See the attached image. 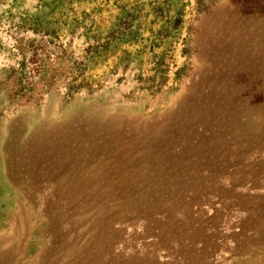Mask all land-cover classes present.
I'll use <instances>...</instances> for the list:
<instances>
[{
  "label": "rangeland",
  "instance_id": "obj_1",
  "mask_svg": "<svg viewBox=\"0 0 264 264\" xmlns=\"http://www.w3.org/2000/svg\"><path fill=\"white\" fill-rule=\"evenodd\" d=\"M0 264H264V0H0Z\"/></svg>",
  "mask_w": 264,
  "mask_h": 264
}]
</instances>
